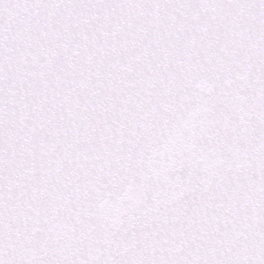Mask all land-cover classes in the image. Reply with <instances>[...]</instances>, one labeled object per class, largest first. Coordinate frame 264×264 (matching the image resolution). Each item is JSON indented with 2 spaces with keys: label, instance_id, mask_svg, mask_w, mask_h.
<instances>
[{
  "label": "snow or ice",
  "instance_id": "snow-or-ice-1",
  "mask_svg": "<svg viewBox=\"0 0 264 264\" xmlns=\"http://www.w3.org/2000/svg\"><path fill=\"white\" fill-rule=\"evenodd\" d=\"M0 264H264V0H0Z\"/></svg>",
  "mask_w": 264,
  "mask_h": 264
}]
</instances>
